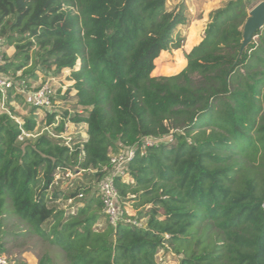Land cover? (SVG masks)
Wrapping results in <instances>:
<instances>
[{
  "label": "trees",
  "instance_id": "trees-1",
  "mask_svg": "<svg viewBox=\"0 0 264 264\" xmlns=\"http://www.w3.org/2000/svg\"><path fill=\"white\" fill-rule=\"evenodd\" d=\"M166 2L0 0V38L14 48L0 66L14 83L0 93V254L14 264L34 249L37 264H158L162 250L178 264H264V27L239 56L255 1L212 11L186 67L154 78L159 55L183 42L173 33L184 9L167 12ZM38 70H70L81 110L30 102L27 116L15 112L16 83L28 91ZM67 124L84 125L87 138L67 144ZM22 132L31 136L20 141ZM169 134L171 142L142 144ZM127 147L136 148L127 180L113 181L120 221L99 228L105 216L93 185L65 192L55 177L78 170L97 184ZM69 200L79 203L73 212L57 206ZM10 219L24 230L10 232Z\"/></svg>",
  "mask_w": 264,
  "mask_h": 264
},
{
  "label": "rangeland",
  "instance_id": "rangeland-1",
  "mask_svg": "<svg viewBox=\"0 0 264 264\" xmlns=\"http://www.w3.org/2000/svg\"><path fill=\"white\" fill-rule=\"evenodd\" d=\"M229 0H167L165 4V10L167 12L173 11L178 9V7L181 6L184 9V15L186 18L185 25H188L187 28L191 25H195L197 27L198 32L200 34L202 28L204 27V24L208 22L209 20V14L222 7L226 2ZM186 27V26H185ZM184 27V28H185ZM177 28L175 29L173 33V39L177 40L178 38L182 39L183 42L181 43V47L177 50H169L167 52H163L159 55L157 60L155 61V67L153 71L151 72V77L154 78H160V77H170L175 76L179 74L185 67V58L182 53L186 45L184 44V38L180 36L177 33ZM183 28V33L186 35V29ZM204 33V32H203ZM14 54V48H7L5 55L7 57H11ZM79 62H77L76 68H78ZM70 70H63L60 74L53 75V72H46L45 70H38L36 71L37 79L36 80H30V89L28 91H25L23 88H18L19 93L22 96V100H15L14 102L10 103V106L14 109L15 112H18L20 116H27L28 110L31 106V100H30V93L31 91L37 89L41 84L47 83L50 86L51 90V98L53 102V108L51 110L56 111L57 113H63L64 111H69L71 113H74L78 110H81L80 108H77L75 106V99L73 98L75 95V91L72 88L73 82L69 80L70 76ZM20 76V72L16 74V77ZM10 79V78H9ZM12 80V79H10ZM65 98V99H64ZM0 110L2 111V105H0ZM36 116L38 118V121L43 120L44 118V111L43 110H37ZM17 122L21 123L20 119H16ZM60 120V118L57 119V122ZM40 127V126H39ZM87 138L85 133V126L80 125L79 127H74L73 125L67 124V131L66 134L62 135V138L66 140L68 143L70 140H76L77 138ZM164 142H167V138H165ZM58 178L56 180V184H54V187H57L60 190H63L65 192H72L75 190V188L78 185L82 186H89L93 185V191H96L97 184H94V177L90 175H85L84 173L78 171V170H72L70 171V175L68 177L65 176V173H59ZM127 180V179H126ZM82 202V201H81ZM76 204H79L78 201L74 202H63V201H57V206L63 210H65L67 213H71L74 210V206ZM125 212L127 214H130L131 216L135 215V212L132 211L129 206L125 207ZM7 229H9L10 232H21L24 230V226L21 225L17 220L10 219L6 222ZM103 224H106L105 217L99 222L98 227L100 228ZM143 225V223H141ZM7 242H9V247L12 248L13 253H17L20 248H13L12 236L7 235L5 238ZM28 247V246H26ZM24 247V249L26 248ZM41 249H34L24 252L21 255V258L25 264H34L39 256ZM14 254V255H15ZM14 255H10L13 257ZM9 256V255H8ZM157 263L158 264H178L177 258L171 254L170 252L165 251H159L156 256ZM57 264H63L61 261H57Z\"/></svg>",
  "mask_w": 264,
  "mask_h": 264
},
{
  "label": "built area",
  "instance_id": "built-area-1",
  "mask_svg": "<svg viewBox=\"0 0 264 264\" xmlns=\"http://www.w3.org/2000/svg\"><path fill=\"white\" fill-rule=\"evenodd\" d=\"M254 1H255L254 6L258 5L261 2H264V0H254ZM5 53H6V49L4 46V41L2 38H0V66L3 64V56ZM13 86L14 83L10 79H7L2 74H0L1 94H4L6 90L12 88ZM16 87L17 89L18 88L25 89L24 81L22 80L17 82ZM50 92H51L50 86L47 83L41 84L36 89L35 92L30 94L31 102L39 108H43L45 110H51L53 108V103ZM44 130H47L50 135L54 136L49 129L44 128ZM24 136L30 137L31 135L22 132L21 136L18 137V140L21 141ZM60 137L62 138V135ZM165 138H167V142L172 141L171 134H169L167 136L158 139L145 138L142 140V144L143 146H149V147L155 146L160 142L166 141L164 140ZM65 142L68 144L66 140ZM135 149H136L135 147L122 148L116 154L112 155L109 159L108 167L103 168L102 172L104 174L97 183L96 195L101 203L102 211L104 213L106 222L110 226H115L120 221L118 194L114 187L113 181L115 178H121L123 180L127 179L128 176L127 165L133 159L136 151ZM69 175H70V171H67L65 173V176L68 177ZM56 177L54 184H56V180L58 179ZM68 202L71 203V200H69ZM128 222H130L132 225L137 227L142 226L141 224L142 222H135V221H128ZM0 264H14V262L8 256L4 254H0Z\"/></svg>",
  "mask_w": 264,
  "mask_h": 264
},
{
  "label": "water",
  "instance_id": "water-1",
  "mask_svg": "<svg viewBox=\"0 0 264 264\" xmlns=\"http://www.w3.org/2000/svg\"><path fill=\"white\" fill-rule=\"evenodd\" d=\"M264 27V2L252 7L248 17L242 26V41L239 49V56L254 40L255 35Z\"/></svg>",
  "mask_w": 264,
  "mask_h": 264
},
{
  "label": "crops",
  "instance_id": "crops-1",
  "mask_svg": "<svg viewBox=\"0 0 264 264\" xmlns=\"http://www.w3.org/2000/svg\"><path fill=\"white\" fill-rule=\"evenodd\" d=\"M208 22H209V20H208ZM208 22L204 24V27L202 28L200 34L198 32L199 29H197V27L195 25H191V26H189L187 28L188 25L184 24V25H180L179 28H177V33L180 36H182L184 38V40H185L184 44L186 45V47L182 51L183 54L188 53L194 46H196L201 41V38L203 36V32H204L205 27L207 26ZM183 28L187 30L186 31V35L182 34L183 33ZM184 67H186V60H185ZM83 139H86V138H83ZM128 215L131 216L130 214H128ZM34 264H36V261L34 262Z\"/></svg>",
  "mask_w": 264,
  "mask_h": 264
}]
</instances>
